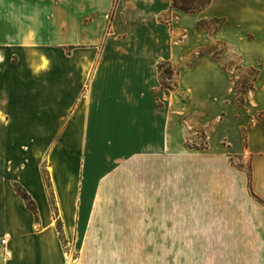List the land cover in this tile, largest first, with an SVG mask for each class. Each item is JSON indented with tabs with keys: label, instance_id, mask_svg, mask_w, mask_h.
<instances>
[{
	"label": "crops",
	"instance_id": "0c3cea01",
	"mask_svg": "<svg viewBox=\"0 0 264 264\" xmlns=\"http://www.w3.org/2000/svg\"><path fill=\"white\" fill-rule=\"evenodd\" d=\"M201 1L183 11L174 0H0V133L37 134V163L50 150L66 241L89 226L92 182L145 156L146 187L129 195L139 198L147 264H264V124L247 131L246 146L190 152L159 76L199 22L219 19L209 37L239 54L235 37L247 38L261 59L241 63L264 83V0ZM18 135L11 147H24ZM230 153L247 165H232ZM34 194L37 219L0 199V264H72L39 175Z\"/></svg>",
	"mask_w": 264,
	"mask_h": 264
},
{
	"label": "rangeland",
	"instance_id": "374dc122",
	"mask_svg": "<svg viewBox=\"0 0 264 264\" xmlns=\"http://www.w3.org/2000/svg\"><path fill=\"white\" fill-rule=\"evenodd\" d=\"M204 3L201 0H174V6L183 11L199 9ZM173 18L175 12L161 17L163 20ZM220 23L219 19L199 22L201 31L195 32L184 43L190 49L180 51V59L160 64V81L174 92L169 104L172 109L181 110L186 132L183 141L190 152L203 150L210 144L246 146L247 131L264 124V83L256 84L255 71L241 63L242 55L255 61L261 59V54L252 51L247 38L235 37V46L245 49L242 54L227 48L222 41L211 39L209 35ZM186 33L187 30L173 29V38L176 42L186 41ZM194 46L199 47L192 52ZM216 61L218 63H214ZM17 135L0 133V142L8 146L0 148L2 202L6 200L12 209L26 207L35 213L37 219V196L34 193L39 175L63 242V252L71 254L72 264H147L144 221L138 219L142 210L135 205L139 198L129 195L131 190L146 187L145 175L151 168L148 170L145 156L125 159L92 182L96 195L91 197L89 226L83 237L75 231L72 239L66 241L57 198L53 194L50 150L42 149V157L37 163V147H31L37 134H19L18 140L23 141L24 147H11ZM227 155L232 165H247L231 153ZM153 171L160 172V165L154 163ZM131 200L135 201L133 207Z\"/></svg>",
	"mask_w": 264,
	"mask_h": 264
},
{
	"label": "built area",
	"instance_id": "2783aa9c",
	"mask_svg": "<svg viewBox=\"0 0 264 264\" xmlns=\"http://www.w3.org/2000/svg\"><path fill=\"white\" fill-rule=\"evenodd\" d=\"M6 241L5 239H1V243L4 244Z\"/></svg>",
	"mask_w": 264,
	"mask_h": 264
},
{
	"label": "trees",
	"instance_id": "16d2710c",
	"mask_svg": "<svg viewBox=\"0 0 264 264\" xmlns=\"http://www.w3.org/2000/svg\"><path fill=\"white\" fill-rule=\"evenodd\" d=\"M204 5H205V3H204ZM204 5H202L201 7H203ZM183 10V9H182Z\"/></svg>",
	"mask_w": 264,
	"mask_h": 264
}]
</instances>
